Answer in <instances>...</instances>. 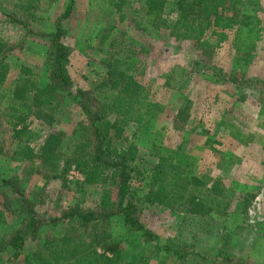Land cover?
I'll return each mask as SVG.
<instances>
[{"label":"trees","instance_id":"1","mask_svg":"<svg viewBox=\"0 0 264 264\" xmlns=\"http://www.w3.org/2000/svg\"><path fill=\"white\" fill-rule=\"evenodd\" d=\"M12 1L22 15L38 21L43 18L41 13L59 0ZM104 1L114 11L118 23L128 18L129 8L142 11L152 29L203 51L219 47L233 30L237 63H247L255 48L250 38L254 19L241 11V0ZM73 8L74 0H70L56 20L55 31L39 33L49 40L45 51L47 81L42 86L28 66L20 67L11 90L5 86L10 67L7 58L13 46L0 36V124L4 121L11 129L10 159L29 161L31 166L37 164L35 171L45 181L59 178L64 182V173L71 166L82 175V181L76 183L79 193L76 202L48 218L38 217L34 210L41 196L36 198V193L27 192L13 177L1 179L0 262L4 251L11 250V258L15 260L25 243L33 241L34 248L23 256L21 264H123L122 246L112 236L111 222L120 217L124 226L138 234L140 247L159 249L153 245L158 237L143 223L151 206L174 208L184 204L186 212L223 217L234 215L237 208L239 215L246 217L254 195L206 186L194 173L193 163L182 145L171 149L153 146L155 160L149 162L141 159L135 144L128 143L124 137L126 130L132 127L135 135L150 127L164 106L148 98L146 88L130 71L129 57L123 52L110 53L104 61L105 72L88 88L73 91L68 70L71 49L62 40L66 30L60 26V20L70 16ZM167 8L175 13L174 17L168 16ZM4 16L7 21L27 28L13 14ZM112 27L108 26V30ZM109 33L98 36L100 44L107 41ZM243 35L246 39L240 40ZM238 41L246 43L240 45ZM234 73L230 78L236 88L264 86V81L237 79ZM69 99L78 106L82 117L65 132L58 128V122L67 112ZM190 112L189 100H185L174 116L176 125L186 124ZM30 118L46 127L40 142L32 143L35 138ZM90 187L99 189L97 202L92 208H83ZM200 189L201 196L195 195ZM10 220L16 223L11 225ZM217 241L219 245L212 257L178 245H167L164 251L173 254L181 264H247L234 251V238L230 234H220Z\"/></svg>","mask_w":264,"mask_h":264},{"label":"rangeland","instance_id":"2","mask_svg":"<svg viewBox=\"0 0 264 264\" xmlns=\"http://www.w3.org/2000/svg\"><path fill=\"white\" fill-rule=\"evenodd\" d=\"M12 2L0 0V36L13 46L7 58L10 67L5 86L11 90L21 66L32 68L37 84L42 86L47 81L45 51L49 40L39 33L55 31L56 20L70 0L54 3L47 12L41 13L43 18L38 21L22 15ZM239 7L254 19L250 38L255 48L247 63L236 61L233 30L219 47L203 51L187 41L171 39L164 32L152 29L142 11L129 8L128 18L118 23L114 11L104 0H74L71 15L60 20V26L66 30L62 40L71 49L68 70L73 91L88 88L105 72L104 61L110 53L123 52L129 57L130 71L146 88L148 98L163 104V112L150 127L135 135L134 129L129 127L124 134L128 143L137 146L141 159L155 160L153 146L171 149L182 145L183 152L193 163L194 173L206 186L254 195L246 217L240 216L237 208L234 215L223 217L186 212L184 204L174 208L149 207L143 223L158 237L153 245L159 249L140 247L138 234L124 226L120 217H115L111 233L122 246L123 264H181L173 254L164 251L167 245L188 247L190 252L207 253L212 257L219 245L218 236L226 233L234 238V251L247 264H264V86L236 88L230 78L235 72L237 79L249 77L264 81V0H241ZM170 10L167 8V14L172 18L175 13ZM5 13L23 20L27 28L7 21ZM109 31L107 41L100 44L98 36L107 35ZM185 100H189L191 107L189 120L184 125H176L174 116ZM66 107L58 128L69 132L82 116L71 99L66 101ZM28 122L35 138L32 143L40 142L47 132L46 127L34 118ZM12 148L11 129L2 121L0 188L2 178L13 177L27 192L36 193V198L41 196L34 210L43 218L57 216L63 208L76 202L79 197L76 183L82 181L75 174L78 170L73 166L68 168L64 182L59 178L45 181L35 171L37 164L12 161ZM198 190L194 193L201 196L202 190ZM98 191L97 187L89 188L83 208L95 206ZM1 198L0 194V201ZM14 223L15 220L9 221L11 225ZM34 246L35 242L27 241L15 260L11 258V250L4 251L0 264H21L23 256Z\"/></svg>","mask_w":264,"mask_h":264},{"label":"built area","instance_id":"3","mask_svg":"<svg viewBox=\"0 0 264 264\" xmlns=\"http://www.w3.org/2000/svg\"><path fill=\"white\" fill-rule=\"evenodd\" d=\"M74 173V172H73ZM76 175H78L79 176V178H81L82 179V175L80 174V172H77V173H75Z\"/></svg>","mask_w":264,"mask_h":264}]
</instances>
